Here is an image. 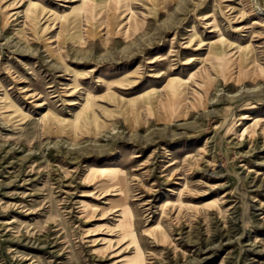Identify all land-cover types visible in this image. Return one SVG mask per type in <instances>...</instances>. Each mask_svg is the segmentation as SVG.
Wrapping results in <instances>:
<instances>
[{
  "label": "rangeland",
  "instance_id": "rangeland-1",
  "mask_svg": "<svg viewBox=\"0 0 264 264\" xmlns=\"http://www.w3.org/2000/svg\"><path fill=\"white\" fill-rule=\"evenodd\" d=\"M0 264H264V0H0Z\"/></svg>",
  "mask_w": 264,
  "mask_h": 264
},
{
  "label": "bare ground",
  "instance_id": "bare-ground-1",
  "mask_svg": "<svg viewBox=\"0 0 264 264\" xmlns=\"http://www.w3.org/2000/svg\"><path fill=\"white\" fill-rule=\"evenodd\" d=\"M239 55V54H238Z\"/></svg>",
  "mask_w": 264,
  "mask_h": 264
}]
</instances>
